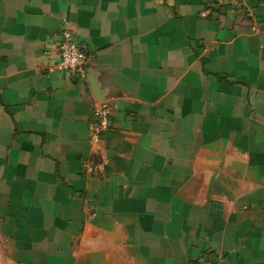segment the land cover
Here are the masks:
<instances>
[{"label":"crops","instance_id":"0c3cea01","mask_svg":"<svg viewBox=\"0 0 264 264\" xmlns=\"http://www.w3.org/2000/svg\"><path fill=\"white\" fill-rule=\"evenodd\" d=\"M206 253L264 264V0H0V264Z\"/></svg>","mask_w":264,"mask_h":264},{"label":"built area","instance_id":"2783aa9c","mask_svg":"<svg viewBox=\"0 0 264 264\" xmlns=\"http://www.w3.org/2000/svg\"><path fill=\"white\" fill-rule=\"evenodd\" d=\"M215 1V0H214ZM221 3L231 2L237 4L245 0H218ZM206 9L202 15H209ZM253 30H257L254 28ZM61 38L55 42L59 50V60L56 64L50 66L49 71H65L73 78L86 79V65L89 60L87 49L75 39L74 32L71 30H63L60 34ZM113 110L108 102H97L93 109L92 117L88 124L89 143L96 144L100 139L108 133L113 127ZM86 168L90 171H99L100 165L86 164ZM221 256L215 253H206L192 264H220Z\"/></svg>","mask_w":264,"mask_h":264}]
</instances>
